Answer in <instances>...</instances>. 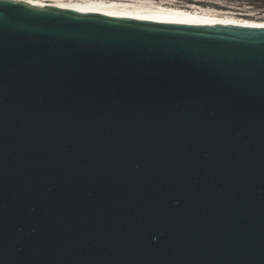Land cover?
Returning <instances> with one entry per match:
<instances>
[{
    "label": "water",
    "instance_id": "1",
    "mask_svg": "<svg viewBox=\"0 0 264 264\" xmlns=\"http://www.w3.org/2000/svg\"><path fill=\"white\" fill-rule=\"evenodd\" d=\"M0 264H264V26L0 0Z\"/></svg>",
    "mask_w": 264,
    "mask_h": 264
},
{
    "label": "bare ground",
    "instance_id": "2",
    "mask_svg": "<svg viewBox=\"0 0 264 264\" xmlns=\"http://www.w3.org/2000/svg\"><path fill=\"white\" fill-rule=\"evenodd\" d=\"M34 5H51L61 8H67L72 10H86V11H100V12H132L141 9H158L164 10L188 17H193L201 20H205L208 22L216 23V24H226V25H241V26H264V21L255 22V21H247L240 20L234 18H226L215 16L210 13L201 12L198 8L188 9V8H180L171 5H161V4H152L149 3L148 0L143 2L144 0H140L137 2H127L120 0H71L70 2H58L51 3L46 0H25Z\"/></svg>",
    "mask_w": 264,
    "mask_h": 264
},
{
    "label": "rangeland",
    "instance_id": "3",
    "mask_svg": "<svg viewBox=\"0 0 264 264\" xmlns=\"http://www.w3.org/2000/svg\"><path fill=\"white\" fill-rule=\"evenodd\" d=\"M44 1V0H41ZM51 3L70 2L71 0H46ZM131 2L132 0H120ZM140 0H133L137 2ZM142 1V0H141ZM144 0L143 2H145ZM152 4L171 5L195 9L215 16L247 21H264V0H148ZM147 2V1H146Z\"/></svg>",
    "mask_w": 264,
    "mask_h": 264
}]
</instances>
